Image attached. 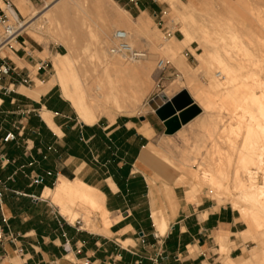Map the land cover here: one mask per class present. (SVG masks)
<instances>
[{
  "label": "crops",
  "instance_id": "obj_1",
  "mask_svg": "<svg viewBox=\"0 0 264 264\" xmlns=\"http://www.w3.org/2000/svg\"><path fill=\"white\" fill-rule=\"evenodd\" d=\"M130 11L141 16L150 6ZM16 44L0 59V65L6 62L12 68L0 80V225L7 236H13L0 241V264H78L85 259L91 264L260 261L254 256H260L261 250L245 239L247 226L230 206L202 202L180 207L174 217L167 210L168 227L161 235L153 213L166 204L161 183L152 177L148 148L166 135L165 122L144 103L136 112L103 115L85 123L73 116L53 87L38 98L29 95L26 89L47 82L40 80L35 85L47 61L34 57L36 42L32 37L22 35ZM34 65L38 68L33 75ZM181 69L190 72L185 57ZM165 72L160 77L163 86L149 100L157 94L166 100L183 89L170 88L174 74ZM28 77L32 83L25 82ZM44 112L51 114L55 128ZM192 120L178 132L188 130ZM9 133L16 139L5 142ZM35 177L41 182L35 183ZM60 178L80 179L102 193L110 224L113 221L108 233L77 228L51 199L43 197ZM221 240L227 253H221ZM18 248L23 249L22 255Z\"/></svg>",
  "mask_w": 264,
  "mask_h": 264
},
{
  "label": "rangeland",
  "instance_id": "obj_2",
  "mask_svg": "<svg viewBox=\"0 0 264 264\" xmlns=\"http://www.w3.org/2000/svg\"><path fill=\"white\" fill-rule=\"evenodd\" d=\"M11 2L25 21L28 15L20 11L17 0H11ZM30 2L34 4L32 5L34 11L36 9L38 12L36 13L38 17L43 14L49 3L56 0H30ZM0 6L5 7L1 0ZM144 6H150V11L141 16L130 11L132 7L143 9ZM122 11H126L131 20ZM139 19L144 20L142 31L136 30L134 25ZM120 21L130 31L132 46L137 50L146 51L147 58L131 61L123 55L110 56L108 50L113 46L114 32L118 28H120L118 30L125 29L120 26ZM40 22L44 23L40 32L29 28L25 29L23 34L25 37H32L36 42L34 57L47 61L46 68L39 71L42 77H34L36 87L38 81L48 82L54 75L52 56L69 54L63 71V74L67 75L65 79H70H68L70 86L73 85L75 88L82 86L85 91L89 90L86 91V99L95 97V102L103 107L100 117L136 112L142 104L149 105L148 97L160 89L158 83L161 87L163 86L160 77L165 71V73L174 74L171 76L170 88H183L190 91L191 97L201 108L200 113L193 118V124L181 133L167 131V136L163 135L148 148L152 156L150 157V166L154 171L152 177L155 182L161 183V193L166 204L161 212L165 216L167 210H172L171 216L174 214L176 216L180 207L187 208L202 202H214L218 206L232 207L247 226L248 238L245 239L252 241L253 248L258 246L262 252L260 256H257L258 253L254 256L255 261L260 260L259 262L246 264H264V226H256L247 214L244 215L245 211L243 210V213L240 210L239 207L244 208L243 204L245 203L246 206L247 203L237 197L233 180L235 172H239L241 178L244 176V181H247L248 177L243 172L241 157L250 152L248 150L251 147H249L250 144L253 146L257 144L256 147L254 146L255 149L251 147V153L253 148L255 157L263 158V164L250 166L252 171L258 172L257 182L264 181V133L258 129L249 132L247 125L249 112H252V109L254 112L252 113L256 117L259 116L257 118L260 120L256 109L257 104H253L247 98L253 93L260 96L264 92V86H262L264 85V0H61L58 6L53 7L40 18ZM186 38L190 39L186 42ZM14 46L17 47V44L14 43ZM41 50L44 51L41 52ZM195 54H201L212 62L215 67L211 69L213 72L200 68V59ZM176 56L182 58V61L185 57L186 62L191 66L190 72L181 69L182 63L181 68L175 65ZM160 59L169 61L168 67L162 72L157 69ZM230 62L233 64H229ZM108 63H115L119 67L108 70ZM220 65L231 69L236 75V83H239L241 88L234 89V93L223 95L225 89L222 93V88L214 91L209 87L208 83L218 69L222 75L226 76ZM235 66L239 68L236 70ZM37 68V65L31 67L33 75L37 73ZM189 74L194 76V81H190ZM111 79L127 88L120 103L107 101L98 96L102 91H98L97 86L101 85L107 89ZM215 80L220 79L216 77ZM53 89L63 97L73 116L81 120L70 100H67L62 93L61 86L55 85ZM218 90L220 94L215 93ZM242 104L244 107L248 106L246 109V111L250 109L248 113L241 109ZM238 116H242V119ZM240 121H243L239 124L241 127L236 130ZM259 146L260 149L256 150ZM212 176L217 179L210 182L211 178L213 180ZM198 177L206 178V181L203 180L205 183ZM220 181L230 188L229 195L220 194V197L216 191H213V189L216 190L214 184ZM169 186L172 187L171 190ZM174 195L176 199H173ZM169 198L176 200V203L174 201V204ZM237 199L243 203H238ZM237 203L240 206L237 207ZM69 206L81 217L79 222L72 223L77 228L94 233H108L110 230L113 221L108 225L104 223L103 211L106 208L103 201L102 209L79 201L70 202ZM168 206L170 207L167 208ZM107 216L109 220L110 214L108 213ZM220 242L221 253H227L228 247L222 240ZM228 264L234 263L228 261Z\"/></svg>",
  "mask_w": 264,
  "mask_h": 264
},
{
  "label": "bare ground",
  "instance_id": "obj_3",
  "mask_svg": "<svg viewBox=\"0 0 264 264\" xmlns=\"http://www.w3.org/2000/svg\"><path fill=\"white\" fill-rule=\"evenodd\" d=\"M2 1V0H1ZM61 0H56V2H53V3H49L46 7H45V11L43 12V14L41 16H36V13H38L35 9L34 11V6L31 4L30 0H17L18 4L17 6L19 7L20 11L23 13V14H27L28 15V18L25 20V29H33V30H37L38 32H40L42 29H41V26L44 25V23H41L40 22V18L43 16L44 17V14L49 12L53 7H56L58 6V4L60 3ZM59 9V8H58ZM122 10V9H121ZM123 12V11H122ZM126 17L131 20V17L130 15L124 11L123 12ZM36 17V18H35ZM116 17V15H115ZM120 26H122L123 28H125L126 26H124V23L122 21H120ZM136 25V30L138 31H142L144 30V20L143 19H139L137 22H135ZM120 29V28H118ZM117 29V30H118ZM125 32L127 33V36H128V42L130 43V45L132 46L131 42H130V31L128 29H124ZM188 35V34H187ZM189 37V36H188ZM190 39V38H189ZM188 38H186V42L189 40ZM113 44H114V41H113ZM262 46V45H261ZM133 47V46H132ZM134 48V47H133ZM244 48V47H243ZM110 49L111 47L109 48V54L110 56H115L116 54H112L110 52ZM194 51V50H193ZM246 51V50H245ZM249 52V51H248ZM3 54V52H1ZM195 53V52H194ZM197 55V57L200 59V68H203V69H209V70H213L215 67L213 65L212 62H209L206 58L202 57L203 55L201 54H195ZM69 54H57L56 56L53 57V62H54V68H55V73L54 75L51 76L50 80L47 82V83H43V82H38V87L36 89H33V90H29V89H26L24 92L28 93L29 95L33 96V97H36L38 98V96L41 94V93H46V92H49V90L54 87L55 85H60L61 86V89H62V93H64V96L67 97L68 100H70V102L72 103V105L74 106L79 118L82 120V122H85V123H93L95 121H97L101 115V111L103 109V107L100 105V104H97V102H95L96 100L94 98L90 99L89 97V100L86 99V91H85V88H83L82 86L77 87L75 88L72 83L70 86L68 83L69 82V78L65 79L66 76L65 74H63V71L64 69L66 68V65H67V58H68ZM107 57V56H106ZM147 58V55L146 57ZM143 58V59H145ZM178 58V59H177ZM233 58V57H232ZM141 59V60H143ZM161 60V59H160ZM165 60V59H163ZM140 61V60H138ZM167 61V60H165ZM182 61V58L180 57H177L175 58V64L178 66V67H181V62ZM229 62V61H228ZM229 64H233V63H229ZM228 64V65H229ZM224 66V65H223ZM119 66L115 63H108L107 65V69L109 70V68L111 69H117ZM234 67V65L232 66V68ZM240 67V65H239ZM238 67V68H239ZM199 68V69H200ZM220 68L223 72H225L226 76L225 75H222L221 74V71L218 69V71H216L214 73V77L212 78L211 77V81L209 84V87L212 89V90H217V89H220L222 88V93H223V89H225L226 91L224 92L223 95H226L227 93L229 94L230 92L232 93L234 91V89H238L239 86V83L237 84L236 80H237V77L236 75H234V73L232 72L231 69L229 68H226L225 66L222 67L220 65ZM237 67L235 66V69ZM237 68V69H238ZM157 69L158 71H160V69L158 68V63H157ZM236 69V70H237ZM211 70V71H212ZM107 71V70H106ZM213 72V71H212ZM213 76V75H212ZM255 76V75H254ZM111 77V75H110ZM190 78V81H194V76L193 75H189L188 76ZM187 77V78H188ZM216 77H219L220 80H215ZM253 77V76H252ZM188 78V80H189ZM69 79V80H68ZM225 79L226 81H221ZM253 79V78H252ZM261 82V81H260ZM258 83V82H257ZM264 83V82H263ZM262 83V84H263ZM241 84V83H240ZM109 87L107 89L103 88V86L99 85L97 86V90L98 91H102V93L98 96L104 98L105 100H112L114 103H120L124 97V94L125 92L127 91V88L124 87V86H121L117 81H114L113 79L110 80L109 84H107ZM229 85H232V86H229ZM105 86V85H104ZM259 86V85H258ZM257 86V87H258ZM264 86V85H262ZM107 87V86H106ZM255 87V88H257ZM241 88V87H240ZM254 88V87H253ZM25 89V88H24ZM258 89V88H257ZM23 90V88H22ZM103 90H106V91H103ZM89 91V90H88ZM87 91V92H88ZM254 91V90H253ZM263 92V91H262ZM215 93H219V90L218 92H215ZM234 93V92H233ZM239 93H240V90H239ZM94 94V93H93ZM238 94V93H236ZM244 94V93H243ZM247 94V93H246ZM251 94V93H250ZM28 96V95H27ZM89 96V95H87ZM95 96V95H94ZM228 96V95H227ZM248 96V95H247ZM262 96V97H260ZM260 96H258L257 94L253 93L251 94V96L249 95V97L247 98L248 100H250L251 102H253V104H257L256 105V109L260 115V120L257 118L259 116L256 117V115H254L253 113V109H252V112H249L247 107L242 106L241 109L242 110H245L244 112H249V118H248V131L251 132L253 131L254 129H258L260 130V132H263L264 133V92L263 94ZM93 97V96H92ZM128 97V96H127ZM241 98H242V95H241ZM239 98V99H241ZM235 100L237 98H234ZM238 100V99H237ZM236 100V101H237ZM244 100V99H243ZM247 100V101H248ZM242 101V99H241ZM246 101V100H245ZM245 101H244V104H245ZM249 101V102H250ZM250 105V103H249ZM241 106V105H240ZM237 108H239L238 106H236ZM255 107V106H254ZM252 108V107H251ZM256 109L254 110L255 113H256ZM241 110V111H242ZM240 111V110H239ZM243 112V111H242ZM242 114V113H241ZM239 115V113H238ZM44 118L46 119V121L52 126L55 128L53 122H52V119H51V114L48 113V112H44L43 114ZM243 116V115H242ZM241 116V117H242ZM245 116V115H244ZM238 116V118H241ZM236 118V117H235ZM244 118V117H243ZM261 118H262V121H261ZM242 119V118H241ZM237 120V119H236ZM244 120V119H243ZM239 121V119L237 120ZM241 122L243 121H240L239 124H241ZM247 123V122H246ZM236 124V122H235ZM243 125V124H242ZM236 126V125H235ZM241 125H239V127L237 126L236 127V130L237 128L240 129ZM245 127V126H243ZM233 128V127H232ZM241 133V132H240ZM247 134V133H246ZM251 134V133H250ZM253 134V133H252ZM258 135H260L258 133ZM262 136V135H261ZM249 137V136H248ZM251 137V136H250ZM253 137V136H252ZM256 138V137H255ZM264 138V137H263ZM262 138V139H263ZM249 139V138H247ZM261 139V140H262ZM249 141V140H248ZM263 141V140H262ZM256 142V141H255ZM249 144V143H248ZM264 144V143H263ZM257 144H254V146L256 147ZM253 147L255 149V147L253 146V144H250L249 147ZM248 147V145H247ZM251 147L248 149L250 150V152H247L248 153H245L242 157H241V163H243V172L247 175V181H244V176L243 178H241V175L239 172H235L234 174V182H235V189L237 191V197L243 201V202H246L247 205L245 206V203L243 204L244 205V208L242 207H239L241 208L240 210H243L245 211L244 215L247 214L251 220L255 223L256 226H260V225H263L264 226V181L261 182V183H258L256 178H257V170L256 171H252L251 170V166L252 164H257L259 166H261L263 163L262 159L263 158H256L255 157V153H254V149L252 148V153H251ZM234 148V147H233ZM264 148V147H263ZM260 149V146L258 149L256 150H259ZM260 152V151H259ZM258 152V154H259ZM257 154V153H256ZM263 154V153H262ZM262 154H260L261 156H263ZM179 162V161H178ZM240 163V164H241ZM186 166V165H185ZM198 171V170H197ZM262 172V171H261ZM195 173V172H194ZM193 173V175H194ZM205 173V172H204ZM243 173V174H244ZM200 175V173H197ZM209 174V173H207ZM196 175V173H195ZM207 175H205L206 177ZM194 177V176H193ZM197 178V176H195ZM194 177V178H195ZM213 177V176H212ZM198 178H201L200 180L202 182L206 181L205 179H203L202 177H198ZM227 178V177H226ZM210 179V178H209ZM214 179H217V177H213V180L212 178L208 181L210 182H213L215 181ZM199 180V179H198ZM197 180V181H198ZM204 180V181H203ZM196 181V182H197ZM200 181V182H201ZM59 183L56 185L55 188L53 189H49L47 188L44 193H43V197L45 199H49L51 198L52 202L55 203L58 207H59V211L60 213L68 220L70 221L71 223L81 219V217L79 216L78 212H76L75 210H72L71 207L69 206V203L71 202H74V201H79V202H82L84 204H87L91 207L93 206H96V207H100V209L103 208L102 206V198H101V194H100V191L96 188V187H93L91 185H89L88 183L80 180V179H75V180H69V179H65V178H60ZM198 182V183H200ZM223 181H220L215 183L214 184V187L216 188V190H214L213 188V191H216L217 195L221 197L220 194H223V195H229L230 194V188L227 186V185H224L222 183ZM205 183V182H204ZM207 183V182H206ZM228 183V182H227ZM203 184V183H202ZM201 184V185H202ZM204 185V184H203ZM232 185V184H231ZM171 186V185H170ZM169 186V187H170ZM168 187V189H169ZM203 187V186H202ZM172 187H170V190H171ZM172 194L173 193V190L171 191ZM171 192L169 191V193L171 194ZM215 193V192H214ZM215 193V194H216ZM168 194V193H167ZM171 194V195H172ZM168 194V196H171ZM173 196V195H172ZM171 196V198H172ZM236 196V195H235ZM175 198L173 199H176V196L174 195ZM232 197V196H231ZM236 197V198H237ZM167 199V198H166ZM170 199V198H169ZM171 200V199H170ZM169 200V201H170ZM190 200V199H189ZM168 201V202H169ZM173 201V200H171ZM175 203H176V200H174ZM173 201V203H174ZM238 203H243V202H239V200L237 199ZM174 203V204H175ZM192 203V202H191ZM233 203V202H232ZM237 203V207L238 205L240 206V204ZM170 204V203H169ZM71 205V204H70ZM234 205V206H235ZM72 206V205H71ZM172 206V205H170ZM170 206H168L167 208H169ZM178 206V205H177ZM176 206V207H177ZM175 208V207H174ZM238 208V209H239ZM74 209V208H73ZM176 209V208H175ZM177 210V209H176ZM175 210V212H176ZM172 211V210H171ZM174 211V210H173ZM104 216H103V220H104V223L105 224H109V220H108V211L107 209L105 211H103ZM173 213V212H172ZM171 213V214H172ZM175 215V214H174ZM173 215V217H174ZM153 219H154V223L158 229V231L160 232V234H164L166 232V229L168 227V221L166 219V217L164 216V214L161 212V211H158V212H155L153 213ZM248 231V230H247ZM249 235V234H248Z\"/></svg>",
  "mask_w": 264,
  "mask_h": 264
},
{
  "label": "built area",
  "instance_id": "obj_4",
  "mask_svg": "<svg viewBox=\"0 0 264 264\" xmlns=\"http://www.w3.org/2000/svg\"><path fill=\"white\" fill-rule=\"evenodd\" d=\"M5 7L0 6V59H5V51L14 48V43H17V40L24 34L25 31V21L20 13L17 11L11 0H2ZM114 44L110 49L112 54L123 55L128 57L131 61H138L146 57L147 52L144 50H137L133 48L128 42L127 33L124 30H116L113 34ZM3 52V55L2 53ZM169 61L163 59L158 61V68L160 72L166 70L168 67ZM11 66L6 62L0 65V80L8 75L11 71ZM26 83H32L31 79L28 77L25 79ZM158 87H160L158 83ZM16 139L14 133H9L4 141H10ZM0 157L3 158V155L0 153ZM35 183L41 182L39 177L34 178ZM12 238V235L7 236L2 226L0 225V241H4L7 238ZM17 252L22 255L23 249L18 248ZM27 264V263H25ZM81 264H91L89 259L81 261Z\"/></svg>",
  "mask_w": 264,
  "mask_h": 264
},
{
  "label": "water",
  "instance_id": "obj_5",
  "mask_svg": "<svg viewBox=\"0 0 264 264\" xmlns=\"http://www.w3.org/2000/svg\"><path fill=\"white\" fill-rule=\"evenodd\" d=\"M148 104L165 122L168 133L178 131L182 125L195 118L201 110L187 89H182L166 100L163 94H157L148 101ZM177 112L179 113L177 114Z\"/></svg>",
  "mask_w": 264,
  "mask_h": 264
}]
</instances>
